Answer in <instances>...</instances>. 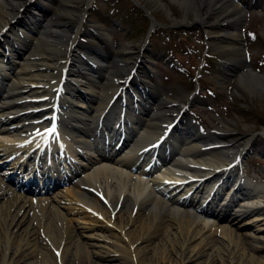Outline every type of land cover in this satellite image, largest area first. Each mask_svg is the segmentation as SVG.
I'll list each match as a JSON object with an SVG mask.
<instances>
[{"label": "bare ground", "instance_id": "1", "mask_svg": "<svg viewBox=\"0 0 264 264\" xmlns=\"http://www.w3.org/2000/svg\"><path fill=\"white\" fill-rule=\"evenodd\" d=\"M12 1L15 0H11V2L0 0V30L9 25L8 31H11L13 35L15 25L19 24L21 20L9 12V6L13 5ZM171 1L186 10L191 7L195 19H203L204 15L196 11L195 0ZM231 1L225 0L223 2L230 13L238 8V5ZM70 2V0H64L60 15L75 17L78 21L75 26V34L77 35L83 16L78 15L77 11L75 12L76 9L71 7ZM147 2L154 3L160 8L164 7L158 0H147ZM18 6H22V3ZM68 25L67 19H60L56 16L46 23L43 32L40 34L34 32L33 43H28V36L21 41L17 40L20 42L18 44L21 48L28 47V52L26 61L19 63L13 74L15 79L10 82L12 85L7 87L4 86L7 84H0V88L3 89L2 95H0L3 99L0 103V132L6 131L10 125H14L16 130L22 132L29 130L24 125L25 118L23 116L21 119L11 117L25 110L22 107V99L26 100L31 92L38 89L43 91L46 83L52 87L54 82L50 80L53 76L49 70L54 67L53 65L57 63V60L72 59L68 52L71 50L76 35H72L71 39L67 37L72 30V28L69 29ZM18 35L16 33V36ZM99 35L100 38H105L104 33L100 32ZM3 36L5 37V35ZM228 38L232 39V46L228 47L229 51L237 54V47L234 46V43L235 41L238 42L239 36L231 34ZM121 52H125V49ZM238 56L241 60L240 55ZM231 60L239 64L237 58ZM48 75L51 76L50 79ZM242 75L246 76L247 86L251 87L257 83L264 85V77L262 76L246 70ZM37 83L41 85H35ZM105 86L111 88L113 84L108 81ZM115 88L117 87L115 86ZM262 97H264L263 94ZM105 98L101 96L99 100L103 101ZM70 99H66V102L69 111L72 112L71 106L75 105H70ZM167 102L171 103L170 100H161L159 104L168 107L165 104ZM170 108L171 111H178L174 107ZM149 112L144 116L145 119L140 126L142 128L141 134L137 136V142H141L139 143L141 146L155 139L162 130L168 129V123L171 120L169 117L166 118L167 112L158 110V106L151 108ZM162 117L165 118L161 122H165V124L160 128L157 119ZM29 119L30 117L27 120ZM112 119L113 115H109L108 121ZM78 122H84L83 118L80 116L72 117L67 121L64 120L61 125L65 130L67 128L75 130L79 127L74 126ZM115 123L113 122V124ZM29 126L33 127L30 124ZM88 127L83 126V129ZM229 127L226 123H222L217 128L221 132L220 138L230 133ZM94 129L97 130V127ZM133 131L134 128L129 127L127 129L129 134L126 133L130 135ZM146 132L153 135L142 137ZM262 135L264 137V131ZM192 136L199 137V134L193 133ZM76 139L82 142V139ZM198 139L183 138L181 141L182 148L178 149L177 158L171 163V166L174 167L160 168L159 176L146 178L142 175L144 172H129L121 167L127 164L123 158L114 160L113 163H106L108 161L97 162L89 167L96 165L89 173H86V176L75 178L70 186L58 190L46 199L38 198L36 201L8 187L7 184H4L6 179L1 176L0 264H187L190 261H198L206 254L208 257L199 264H223L219 257V250H217L219 248L218 242L222 244L221 253L228 256L224 259V264H264V255H253L254 252L264 249V208H258L262 206L261 204L244 205L243 203L240 206V211L243 210V214L246 216L253 213L250 217L251 222H246L240 228L250 229L252 235H247V238L253 237L254 242L261 244V246L251 247L253 253L246 254L245 251L237 249V242L234 241L231 230L225 226L211 224L208 217L202 216L203 214L211 216L210 204L213 201L207 203L205 209L201 207V212H197L199 206L192 205L194 199H197L196 193L200 192L198 190L199 185L193 191L195 196H192L188 203L185 195L193 190L194 184L183 185V189L178 193H176L178 185L175 188L171 187L174 181L188 179L186 174H190L191 177H202L214 173L212 178L215 176L218 179L222 174L219 168L232 161L228 157L225 158L226 154L243 149H237L239 148V141H236L233 143V147H224L223 151H220L222 154L213 159L208 155L211 154L209 150L200 151L202 145L208 143L199 145ZM15 141L21 142L19 139H15ZM243 141L246 146L251 138L245 137ZM8 143L11 142H4L0 139V147L5 148V152H0V156L5 155V160L9 154H13L10 151L13 147ZM132 148L131 146H123L122 149H125L123 157L132 158L136 151ZM3 158L0 157V161ZM22 160L23 157L16 158V161ZM190 163L196 166L188 168ZM212 178L205 184L211 183ZM237 183L239 182H234V185ZM214 184L216 185V183ZM149 185L152 189L149 188ZM83 189L87 192H83ZM241 189L246 191L245 187H241ZM207 191L210 192V189ZM261 192L251 194L252 196L248 200L252 201L249 202H253L258 197H264L258 194ZM104 194L109 199L110 206L101 201ZM262 194L264 195L263 192ZM208 195L207 197H209ZM257 200L264 202L261 199ZM118 204H120V208L116 210ZM134 209H136L135 212ZM125 215L126 218L124 219ZM238 217H235L234 220H237ZM212 226L214 227L212 228ZM164 228L171 232L173 237L172 243H168V251L163 249L162 252L158 253L154 249H147V244ZM212 229L214 230L212 231ZM217 234L222 236V242L216 238ZM53 248L58 251L54 252ZM147 254L150 255V258H146ZM172 258H175V263H173Z\"/></svg>", "mask_w": 264, "mask_h": 264}, {"label": "rangeland", "instance_id": "2", "mask_svg": "<svg viewBox=\"0 0 264 264\" xmlns=\"http://www.w3.org/2000/svg\"><path fill=\"white\" fill-rule=\"evenodd\" d=\"M115 4L113 5L114 7H111V9L113 10H117L118 11V17H124L122 15H126L129 12H127V10H124L125 8L123 7V1L122 0H114ZM140 3H142L147 9L151 8L152 6H150V4L144 0H139ZM73 3L77 6V7H81L82 5H84L85 0H73ZM101 9H108V6L105 5H101ZM58 7H55V9H52V12H57ZM171 10L173 11V14L176 15L178 17V21H182V11L176 6L174 5V8H171ZM141 11V10H140ZM140 11H137V9H134V13H132V15H130V25L125 26L121 28V25H124L125 21H122L120 24V28L122 29L123 33H120V29H118V31L116 30V25L112 24V21L110 23H108V25H102V27L109 33V37L115 41V42H119L120 40L124 39V40H130V41H137V39L142 36V34L146 33V29L148 28V19L144 16L143 13H140ZM158 14H163L161 13V11H157ZM256 14H259V12H257ZM255 14V15H256ZM163 17L166 18V20L170 23H172L173 21H169L168 17L161 15ZM159 20H161L159 18ZM175 20V19H174ZM176 21V20H175ZM72 23V22H71ZM88 24V23H87ZM244 24V26L246 28H251V29H255L256 33L259 34L261 33V35L264 36V20H261L259 18H257V15L254 17H251L246 19V20H242L239 22V26ZM92 25H95V23H92ZM97 25H100L99 23ZM128 34V36H127ZM260 35V34H259ZM261 38L264 37L261 36ZM192 41L194 40L193 38L191 39ZM248 41V45H249V51L251 53H263L264 52V43L260 40V39H255L253 41L251 40H247ZM255 44V45H254ZM220 54L217 55L216 58H220ZM191 62H192V58L190 57L187 62L186 65L187 66H191ZM194 62V60H193ZM159 71H161L163 73L164 79H162L161 83H163V85L169 87L170 89H172V87H178L180 86L179 84H177L176 82L170 80V77H173L172 73L166 69L165 67H160ZM189 87V86H188ZM210 87H215L219 92H215L214 95L212 96H208L207 94H205L204 97H199L196 98V101L192 102L191 104V109L194 110L201 118L205 119L203 116L206 114V116L211 119L212 121V127H216L219 124L218 118L220 116H223V118L226 120V122L230 123L232 125V127L234 128V130H239V132L241 131V133L243 131H245L246 133H259L264 125H261L259 121L262 120V118H264V100L260 99V98H255L256 101L254 102L256 108L252 107V111L247 112V111H243V110H238L237 106L242 104L243 106H247V100L249 98H242V100L240 101V104L236 103L237 98L235 97V92L240 94L242 93V96L247 97V95L244 92H239L236 90V88L233 89L232 91V95L230 93L227 92L228 89V82H224L222 84H218V78H216L214 80V85L210 86ZM250 102V100H248ZM204 102L203 104H198ZM252 105V104H250ZM197 106L198 109L195 107ZM203 106V107H201ZM190 113V111H189ZM208 121V120H207ZM264 122V121H261ZM239 134V133H237ZM258 138V136L256 137ZM237 140L236 135H232L229 140ZM264 144V143H263ZM257 150L260 152V156L261 159L264 160V151L260 149V147L257 146ZM250 156H253V154H250ZM245 160V159H244ZM255 170H253V175L255 176H259L258 178H254V186H261L264 187L261 182H264L263 179V175H260V172H258V169H260V165L255 166L254 167ZM246 172V169H244ZM249 174H247V176H250L251 174V167H250V171H248ZM260 177L262 180H260ZM18 191H22L25 194L27 193L28 195L30 192L27 189H24L22 187H18L17 188ZM125 219V217H124ZM247 218L243 219V222L246 221ZM228 226V225H227ZM229 227V226H228ZM132 228V227H131ZM130 228V229H131ZM235 229H231V231L233 232V237L238 239V245L236 246L237 249H240V251H245L246 254L248 253H252V251L250 250V246L252 244H254L253 241L251 240H243L242 239V235L245 232L244 230L241 229H237L234 226ZM214 229H212L213 231ZM247 233H249V231H246ZM218 240L219 241H223L222 238H220L219 235H217ZM171 238V239H170ZM245 238V237H244ZM169 240V242H168ZM172 237L170 234H167V232H160L158 234L157 237H155V239H153L150 243L147 244V249H154L155 252H162L163 249L167 252L169 249L168 243H172ZM181 241V239H179ZM180 241H178L180 243ZM219 243V242H218ZM218 246H221V244H218ZM222 247V246H221ZM222 250L219 249V257L222 260V263L224 264V259H226V257L221 253ZM169 253V252H168ZM261 254L264 255V249L261 251ZM149 257L150 255L147 254L146 258ZM207 256L203 255L198 261H190L187 264H199L200 262L202 263ZM173 263H175V258H172ZM147 262V261H146Z\"/></svg>", "mask_w": 264, "mask_h": 264}]
</instances>
